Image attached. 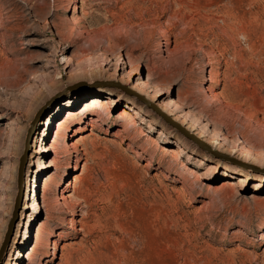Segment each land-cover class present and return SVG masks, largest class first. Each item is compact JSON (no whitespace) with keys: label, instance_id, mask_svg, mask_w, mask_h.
I'll return each mask as SVG.
<instances>
[{"label":"rangeland","instance_id":"obj_1","mask_svg":"<svg viewBox=\"0 0 264 264\" xmlns=\"http://www.w3.org/2000/svg\"><path fill=\"white\" fill-rule=\"evenodd\" d=\"M11 226L0 264H264V0H0Z\"/></svg>","mask_w":264,"mask_h":264},{"label":"bare ground","instance_id":"obj_2","mask_svg":"<svg viewBox=\"0 0 264 264\" xmlns=\"http://www.w3.org/2000/svg\"><path fill=\"white\" fill-rule=\"evenodd\" d=\"M249 48H251V47H249ZM252 49V48H251ZM251 49H249V50H251ZM253 50V49H252ZM246 51V50H245ZM246 53V52H245ZM251 56H252V53H251ZM210 82H212V79H211V81ZM213 83V82H212ZM133 89H135V88H133ZM94 93L93 94H95V96H96V98L95 99H92L91 101H88L87 103H86V107H85V109L86 110H92V109H94V110H101V109H105L106 108V103L105 102H103V95H104V91L103 90H99V89H97V90H94L93 91ZM130 113V112H129ZM127 111H121L120 113H118L119 114V118L121 119V120H127V121H132L133 120V118H132V116L129 114ZM75 115H77L76 113H72V112H69V114H68V116H67V119H73V117L75 116ZM110 116H111V113H110ZM96 118V117H95ZM90 122H91V124L92 125H96L97 123H99V122H101V120H100V118L99 117H97L96 119H94V118H91V120H90ZM131 127H132V129L131 130H136L137 129V123L135 122V121H132V123H131V125H130ZM60 127V126H59ZM63 131H65V136L63 137V140H64V144H65V146H66V148H67V150H70V149H72V148H75V149H77V148H79L78 146H79V144H77V143H68L67 141H68V139L70 138V126H68V125H66V126H64L63 127ZM123 133H125V134H127V133H129L130 132V130H128V129H124L123 131H122ZM32 134V130H30L29 131V133H28V137H27V139H29V137H30V135ZM57 137V136H56ZM200 138H202L201 136H200ZM80 143H81V141H79ZM82 143H84V142H82ZM55 146H57V141L56 140H54L53 141V146H52V150H53V153L55 154V155H57V153H56V147ZM163 153L165 154V155H171V156H173L172 154H174V152L173 151H169L168 149H163ZM172 153V154H171ZM24 159L25 160H27V153L25 154V156H24ZM80 160H81V152H79V150L77 149V156H76V161L75 162H80ZM70 163V160H65L64 161V168L66 167V165H68ZM70 165V164H69ZM67 168V167H66ZM19 172H20V170H19ZM19 177H20V175H19ZM19 183H20V178H19ZM20 185V184H19ZM20 190H21V186H20ZM22 191V190H21ZM62 195L60 196V200L61 201H64V202H67V203H70L67 199H66V197H65V195H64V193H61ZM21 196H20V198H19V204H18V210H17V212H16V214H15V217H17L18 216V211H19V206H20V202L22 201L21 200ZM46 201H48V200H46ZM47 204H48V202H47ZM67 206H68V204H66ZM70 205V204H69ZM34 206V208H35V205H33ZM71 206H72V209L76 206V204H72L71 203ZM69 207V206H68ZM76 208V207H75ZM13 224V223H12ZM11 230V229H10ZM40 240V234L39 233H37V237H36V241H39ZM51 244H50V242L48 241L47 242V246H50ZM54 245V244H53ZM52 250H54L52 253H50L51 255H49V257H48V255L46 256V258H50V257H52L53 259L51 260V261H49V262H52L53 260H54V258H56L55 256H56V250L57 249H52ZM30 255V254H29Z\"/></svg>","mask_w":264,"mask_h":264},{"label":"water","instance_id":"obj_3","mask_svg":"<svg viewBox=\"0 0 264 264\" xmlns=\"http://www.w3.org/2000/svg\"><path fill=\"white\" fill-rule=\"evenodd\" d=\"M138 98H141L144 102L148 103L147 101L144 100V98L140 97V96H137ZM173 126H175L177 129H179L181 132H183L186 136L190 137L191 139H193L195 142H198L197 138L190 135L184 128H182V126L178 125L177 123L173 122L171 119H167ZM33 132V131H32ZM32 137V134L30 135L29 137V141ZM200 143V142H199ZM201 144V143H200ZM26 161L24 158L22 159L21 161V165H20V172H19V175H20V186H21V195H22V192H23V182H24V171H25V166H26ZM13 225V224H12ZM10 234L6 237V240L4 242V246L2 247V250H1V253H0V259L3 257L6 249H7V246L9 244V241H10V237L12 235V230H13V226H11L10 228Z\"/></svg>","mask_w":264,"mask_h":264}]
</instances>
